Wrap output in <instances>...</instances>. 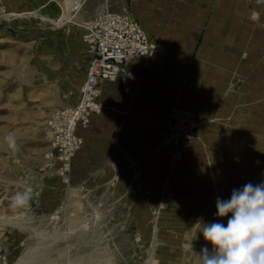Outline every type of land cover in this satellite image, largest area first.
I'll use <instances>...</instances> for the list:
<instances>
[{"label":"rangeland","instance_id":"1","mask_svg":"<svg viewBox=\"0 0 264 264\" xmlns=\"http://www.w3.org/2000/svg\"><path fill=\"white\" fill-rule=\"evenodd\" d=\"M140 1L79 0L67 12V0H3L14 16L0 19V264H199L197 221L218 219V196L264 180V4L251 0H229L227 13L261 48L239 66L235 108L200 122L180 158L101 163L84 128L70 162L57 159L47 119L76 101L83 25L102 5L142 16Z\"/></svg>","mask_w":264,"mask_h":264},{"label":"crops","instance_id":"2","mask_svg":"<svg viewBox=\"0 0 264 264\" xmlns=\"http://www.w3.org/2000/svg\"><path fill=\"white\" fill-rule=\"evenodd\" d=\"M134 1L137 8L138 0ZM140 2L146 13L140 18L130 15L155 41L157 50L150 57L125 62L114 80H100L97 101L103 107L76 130L83 137L85 128V149L101 163H164L167 148L161 140L169 107L192 110L198 127L207 119L227 118L235 108L239 66L253 64L247 57L261 49L255 48L260 41L253 46V39L239 26L243 22L227 14L236 7L234 1ZM154 9L158 15L153 17ZM86 59L80 86L88 51ZM200 149L193 144L184 162L195 163L194 153Z\"/></svg>","mask_w":264,"mask_h":264},{"label":"built area","instance_id":"3","mask_svg":"<svg viewBox=\"0 0 264 264\" xmlns=\"http://www.w3.org/2000/svg\"><path fill=\"white\" fill-rule=\"evenodd\" d=\"M251 1L264 4V0ZM11 16L14 15L6 11L3 0H0V19ZM83 28L89 61L78 98L70 108L53 110L47 119L54 152L64 165L70 162L80 144L77 127L84 125L91 113L103 107L97 101L98 82L114 80L125 62L150 57L157 50V44L136 18L125 11H114L106 5L98 6ZM198 125V117L192 110L177 105L169 107L161 144L175 158H180L191 146Z\"/></svg>","mask_w":264,"mask_h":264},{"label":"clouds","instance_id":"4","mask_svg":"<svg viewBox=\"0 0 264 264\" xmlns=\"http://www.w3.org/2000/svg\"><path fill=\"white\" fill-rule=\"evenodd\" d=\"M215 207L217 220L196 223L207 242L196 253L199 264H264V180L218 196Z\"/></svg>","mask_w":264,"mask_h":264},{"label":"bare ground","instance_id":"5","mask_svg":"<svg viewBox=\"0 0 264 264\" xmlns=\"http://www.w3.org/2000/svg\"><path fill=\"white\" fill-rule=\"evenodd\" d=\"M79 0H67V12L71 11L72 9H74L77 4H78ZM105 6V5H104ZM12 14V13H11ZM67 16V15H65ZM67 20L69 19V16H67ZM61 22V21H60ZM60 22H56L57 23H60ZM198 124H199V121H198ZM24 258H20L18 261H16L14 264H23V260Z\"/></svg>","mask_w":264,"mask_h":264}]
</instances>
